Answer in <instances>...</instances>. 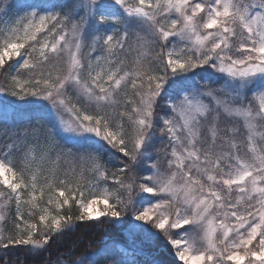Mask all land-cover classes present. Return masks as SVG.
Wrapping results in <instances>:
<instances>
[{"label":"snow or ice","instance_id":"snow-or-ice-1","mask_svg":"<svg viewBox=\"0 0 264 264\" xmlns=\"http://www.w3.org/2000/svg\"><path fill=\"white\" fill-rule=\"evenodd\" d=\"M0 77V264H264V0H0Z\"/></svg>","mask_w":264,"mask_h":264},{"label":"trees","instance_id":"trees-1","mask_svg":"<svg viewBox=\"0 0 264 264\" xmlns=\"http://www.w3.org/2000/svg\"><path fill=\"white\" fill-rule=\"evenodd\" d=\"M2 83L3 77H0V84ZM128 239L125 227L108 222L86 221L77 223L73 230L56 236L43 250H10L6 259L11 264H64L69 259L96 251L105 240L111 243L114 240L124 242ZM70 250L72 256L68 255ZM0 255L3 253L0 252ZM141 259L147 260L149 264L152 261L155 264H174L171 250L160 241L146 243L145 256Z\"/></svg>","mask_w":264,"mask_h":264},{"label":"rangeland","instance_id":"rangeland-1","mask_svg":"<svg viewBox=\"0 0 264 264\" xmlns=\"http://www.w3.org/2000/svg\"><path fill=\"white\" fill-rule=\"evenodd\" d=\"M162 104H163V102H162ZM159 143V142H158ZM127 235H128V233H127ZM129 238V237H128Z\"/></svg>","mask_w":264,"mask_h":264}]
</instances>
